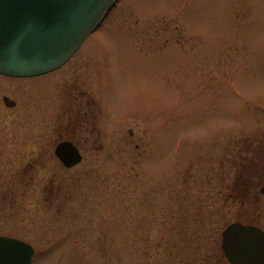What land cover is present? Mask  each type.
I'll return each mask as SVG.
<instances>
[{
	"label": "rangeland",
	"instance_id": "obj_1",
	"mask_svg": "<svg viewBox=\"0 0 264 264\" xmlns=\"http://www.w3.org/2000/svg\"><path fill=\"white\" fill-rule=\"evenodd\" d=\"M80 89L99 151L67 169L54 140ZM249 135H264V0H119L59 70L0 75V233L34 264H222V145ZM18 170L34 182L14 213Z\"/></svg>",
	"mask_w": 264,
	"mask_h": 264
},
{
	"label": "water",
	"instance_id": "obj_2",
	"mask_svg": "<svg viewBox=\"0 0 264 264\" xmlns=\"http://www.w3.org/2000/svg\"><path fill=\"white\" fill-rule=\"evenodd\" d=\"M119 0H0V74L43 76L62 68L101 26ZM9 108L17 103L3 98ZM55 155L68 169L83 156L69 141ZM222 251L231 264H264V232L233 223L222 232ZM34 248L0 236V264H32Z\"/></svg>",
	"mask_w": 264,
	"mask_h": 264
},
{
	"label": "flooded vegetation",
	"instance_id": "obj_3",
	"mask_svg": "<svg viewBox=\"0 0 264 264\" xmlns=\"http://www.w3.org/2000/svg\"><path fill=\"white\" fill-rule=\"evenodd\" d=\"M75 55L70 61L73 60ZM77 92L78 96L73 101L75 103L63 111L62 122L65 129L54 140V144L56 148L63 141L72 142L78 148L84 160L85 157L94 155L99 151L98 140L95 138L99 120V107L93 94L86 91L83 93L82 89ZM237 137H234L233 142L227 141L222 145L221 181L223 199L221 218L224 222V230L233 223H241L244 226L256 227L264 232V135ZM10 173L12 175L7 180L11 181L12 185L8 186L7 190H10L13 199V202H10L11 207L16 209L14 213H18L19 202L16 201L19 170ZM33 178L30 175L26 179V181L28 180L27 184L24 185L28 186L34 182ZM1 179L0 177V189L3 186V180ZM1 203L3 202H0V205ZM0 235L8 236L1 233ZM221 256L222 264H231L227 261L223 252ZM35 258L36 249L34 261Z\"/></svg>",
	"mask_w": 264,
	"mask_h": 264
},
{
	"label": "trees",
	"instance_id": "obj_4",
	"mask_svg": "<svg viewBox=\"0 0 264 264\" xmlns=\"http://www.w3.org/2000/svg\"><path fill=\"white\" fill-rule=\"evenodd\" d=\"M28 177L25 175L23 178H20V173H19V183L20 184H22V185H24L26 182H28V180L26 181V179H27ZM27 184V183H26ZM31 184V183H30ZM24 186H27V185H24ZM29 186V185H28ZM27 186V187H28ZM10 190H7L6 192L8 193V195H10V193L11 192H9ZM25 196V192L23 191V192H21V197H24ZM17 199H18V195H17ZM206 202H201V203H199V206H200V210H202V208H203V205L205 204ZM204 213V212H203ZM200 216H203V214H200ZM204 216H205V214H204ZM209 227V226H208ZM197 232V231H196ZM210 233V232H209ZM194 239H196L197 240V242H196V244H197V246L195 247L196 249L198 248V254H201V253H204L201 249H202V246H199L200 245V243H201V238L197 235V234H195L194 235V237H193ZM211 252H208L207 251V254L205 253V254H202V255H198L200 258H202V257H205V255L207 256V258H211V256H213V255H211L210 254ZM219 254H220V257H221V259H222V256H221V252H219ZM204 255V256H203Z\"/></svg>",
	"mask_w": 264,
	"mask_h": 264
}]
</instances>
